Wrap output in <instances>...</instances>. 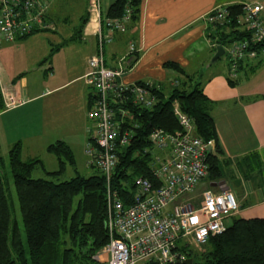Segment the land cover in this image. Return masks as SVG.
I'll list each match as a JSON object with an SVG mask.
<instances>
[{
  "label": "crops",
  "instance_id": "obj_1",
  "mask_svg": "<svg viewBox=\"0 0 264 264\" xmlns=\"http://www.w3.org/2000/svg\"><path fill=\"white\" fill-rule=\"evenodd\" d=\"M115 1L100 0L98 11L88 14L85 0L86 24L66 38L58 35L56 43L58 28L50 11L51 0L48 20L53 29L0 42L2 157L20 142L24 160L41 159L42 153L49 154L46 149L50 144L62 140L85 165V147L94 124L88 117L93 89L84 78L90 72L89 58L98 49L96 31L100 28L106 32V14ZM243 4L260 5L264 19V0H142L140 17L127 24L124 31H116L113 40L105 44L106 65L118 70L120 59L133 45V62L120 76L125 84L174 86L178 76L184 75L170 67L171 63L187 75L188 69L205 67L190 74L203 76L212 66L207 68L206 60L214 55L212 38L217 31L206 16L217 7ZM254 56L247 55L239 62L235 76L227 55L219 68L209 69L202 84L211 101L222 150V174L216 180L218 184L204 179L192 193L183 196L184 200H194L197 191L201 203L205 190H230L239 204L233 218H264V62L262 56ZM231 221L228 218L225 223Z\"/></svg>",
  "mask_w": 264,
  "mask_h": 264
},
{
  "label": "trees",
  "instance_id": "obj_2",
  "mask_svg": "<svg viewBox=\"0 0 264 264\" xmlns=\"http://www.w3.org/2000/svg\"><path fill=\"white\" fill-rule=\"evenodd\" d=\"M141 5L142 0H116L109 7L106 19L117 20L128 14L126 28L127 24L140 17ZM242 8L243 5L228 6L232 20L215 28L216 35L212 38L215 48L218 45L225 47L234 40H249L250 34L242 31L236 20L243 13ZM87 20L86 13L82 17L81 28ZM248 52L255 53L254 57L262 56L261 62H264V41L251 43ZM170 67L181 72L187 81L171 86L168 94L164 86L138 82L146 84L155 96L152 107H141L131 102L126 106H113L115 110L119 107L129 110L124 128L132 131L129 145L117 152L119 163L112 179V185L124 203L135 192L136 178L152 179L154 146L150 140L151 132L160 129L174 135L184 130L178 112L190 119L193 136L204 142L214 140V148L207 153V175L204 179L218 184L216 180L222 174V150L211 115V101L204 94L203 84L199 81L193 83L194 78L203 73L187 75L174 63ZM92 97L94 100V95ZM92 104L93 101L89 109ZM116 112V119H119V111ZM46 150L57 158V170L46 171L44 163L37 157L24 160L20 142L11 147L7 157L0 155V264H98L95 256L109 240L105 225L106 179L95 166H87L86 163L88 169L95 170L89 177L77 173L62 182L33 178L36 169L40 168L50 177H58L67 165L75 164L72 149L62 140L50 144ZM85 155L87 162L88 156ZM8 174L13 179L21 225L12 214L6 181ZM229 218H232L231 223L226 224L224 232L209 239L208 248L202 254L193 251L192 245L186 246L191 252L193 264H264V218H233V215ZM185 245L182 240L178 243L181 250ZM194 257H198L199 261L195 262Z\"/></svg>",
  "mask_w": 264,
  "mask_h": 264
},
{
  "label": "built area",
  "instance_id": "obj_3",
  "mask_svg": "<svg viewBox=\"0 0 264 264\" xmlns=\"http://www.w3.org/2000/svg\"><path fill=\"white\" fill-rule=\"evenodd\" d=\"M51 0H0V42L13 41L33 33L51 30L47 19ZM100 0H88V12L98 11ZM258 4H243V13L236 18L242 31L250 34L249 40H234L225 46L232 75L251 43L264 41V19ZM128 12V11H127ZM228 6L217 7L206 21L213 27L231 23ZM231 17V18H230ZM128 14L121 19L105 20L106 32L96 31L98 50L89 58L90 72L85 75L86 85L94 91V100L88 111L93 121L90 140L85 147L87 166H95L105 177L107 187L106 228L108 243L97 253L98 264H185L191 258L186 246L206 244L209 239L226 229V220L239 208L230 190L202 193L201 206L184 200L172 205L195 187L207 175V153L214 148V140L204 142L192 134L190 119L178 112L182 131L168 134L163 130L151 132L154 146L151 177L134 180L135 192L127 203L120 198L112 185L113 173L119 163L118 150L129 145L132 131L124 128L129 117L125 107L114 109V104L132 103L152 107L155 96L145 84H125L121 72L134 59L135 47L120 59L119 69L106 65L105 44L113 40L116 31H123ZM14 104V101H11ZM118 112L119 119H116ZM185 241L179 249L178 243Z\"/></svg>",
  "mask_w": 264,
  "mask_h": 264
},
{
  "label": "rangeland",
  "instance_id": "obj_4",
  "mask_svg": "<svg viewBox=\"0 0 264 264\" xmlns=\"http://www.w3.org/2000/svg\"><path fill=\"white\" fill-rule=\"evenodd\" d=\"M85 0H54L52 8L50 11H52L55 14L56 17V23H57V28H58V33L56 34V36H54V39H56V43L59 42L58 40V35H61V39L66 38V36L68 34H70L72 32V30H78L81 28L82 26V17L86 15V11L85 10ZM88 8V7H87ZM67 18L66 21H63L64 18ZM47 19H48V15H47ZM55 35V34H54ZM56 37V38H55ZM215 53V52H214ZM226 55H223L220 60L218 62H216L214 65H212L209 69H217L221 66L222 63H224V61H226ZM211 60V58L207 61L206 60V64L209 63V61ZM229 61V60H228ZM205 64V65H206ZM205 67H195L194 69H188V74H192L193 71L197 70H203ZM208 69V72L206 71L205 75L199 77H195L193 80V83L195 82H205V80L207 79V76L209 75L210 71ZM212 71V70H211ZM178 80L181 81H187V78L185 76H178ZM176 84H178V82ZM175 84V85H176ZM164 90L165 92L168 94L171 86L169 83L164 85ZM41 160L44 163V167L46 169V171H54L57 170L59 167V162L57 160V158L52 155V154H47V153H42L41 154ZM27 160V159H25ZM6 169H7V163H6ZM95 172L94 169H88L85 168L84 165V161L82 158H77L75 157V164L74 165H67L65 171L63 172V174L59 175L58 177H50L48 176L45 171L39 169H36L32 176L33 178H44L47 180H54L56 182H62L65 180H69L71 178H73L74 176H76L77 173H79L80 175L84 176V177H89L91 176L93 173ZM7 183H8V196L11 199V204H12V214L14 215V217H16L18 219L19 224H22V220H21V214L19 211V203H18V199L15 193V188H14V183H13V179L11 177V175L8 174L7 177ZM201 193H199V195L197 194V191L195 193L196 198L194 200H190V204H193L195 206H201L202 202L200 203L199 201L201 200ZM203 197V196H202ZM184 200L183 196L180 197V199H178L174 204H181L182 201ZM77 201V198L75 200V202ZM208 248V243L206 244H202V245H192V250L195 251L198 254H202L204 251H206V249ZM194 261L198 262L199 258L198 257H194Z\"/></svg>",
  "mask_w": 264,
  "mask_h": 264
},
{
  "label": "water",
  "instance_id": "obj_5",
  "mask_svg": "<svg viewBox=\"0 0 264 264\" xmlns=\"http://www.w3.org/2000/svg\"><path fill=\"white\" fill-rule=\"evenodd\" d=\"M223 55H225V48L222 45H218L215 48V53L212 56L211 60L207 64V68L211 65H214ZM185 264H193V259H188L184 262ZM179 264V263H177Z\"/></svg>",
  "mask_w": 264,
  "mask_h": 264
}]
</instances>
